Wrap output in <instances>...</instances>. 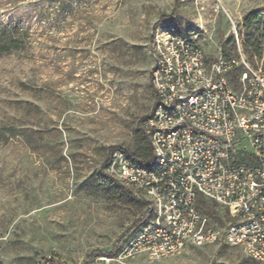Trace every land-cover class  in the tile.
I'll list each match as a JSON object with an SVG mask.
<instances>
[{"label": "rangeland", "instance_id": "374dc122", "mask_svg": "<svg viewBox=\"0 0 264 264\" xmlns=\"http://www.w3.org/2000/svg\"><path fill=\"white\" fill-rule=\"evenodd\" d=\"M166 25L264 76V0H0V264H260L222 238L159 259L130 245L148 208L105 165L146 156Z\"/></svg>", "mask_w": 264, "mask_h": 264}, {"label": "built area", "instance_id": "2783aa9c", "mask_svg": "<svg viewBox=\"0 0 264 264\" xmlns=\"http://www.w3.org/2000/svg\"><path fill=\"white\" fill-rule=\"evenodd\" d=\"M151 57L155 103L143 122L151 158L140 164L117 147L105 165L148 208L130 245L159 259L222 238L264 264L263 73L241 53L207 58L193 34L170 25L153 31ZM201 201L220 209L221 226Z\"/></svg>", "mask_w": 264, "mask_h": 264}, {"label": "trees", "instance_id": "16d2710c", "mask_svg": "<svg viewBox=\"0 0 264 264\" xmlns=\"http://www.w3.org/2000/svg\"><path fill=\"white\" fill-rule=\"evenodd\" d=\"M248 18H246L245 21L247 23H250L251 18H254V17H248ZM238 73H239V71H238ZM238 73L233 74V72H232V74L230 75V80L232 81V83L238 82L237 81L238 80ZM142 133H143V136L145 139V150H146L145 158L144 159L138 158L133 152L128 151L130 153V155L133 157V159H135L140 164H144V163L148 162L149 159L151 158V150H150L148 138H147L146 134L144 133L143 129H142ZM140 200L142 201V203L146 204L143 199H140ZM200 209L203 213L208 214L211 218L216 220L218 223L222 222L220 217L218 216L220 209L217 206H215L213 203L201 201Z\"/></svg>", "mask_w": 264, "mask_h": 264}]
</instances>
